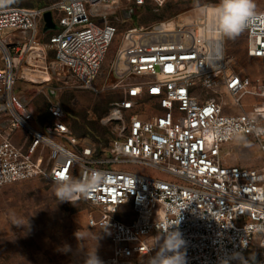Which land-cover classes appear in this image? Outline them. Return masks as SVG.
Segmentation results:
<instances>
[{
	"label": "built area",
	"instance_id": "obj_1",
	"mask_svg": "<svg viewBox=\"0 0 264 264\" xmlns=\"http://www.w3.org/2000/svg\"><path fill=\"white\" fill-rule=\"evenodd\" d=\"M166 1L58 0L0 9V185L103 173L106 181L79 198L95 209L89 226L110 231L113 253L102 264H148L170 231L185 242L186 264H264V252L249 255L255 242L264 249V77L232 70L226 37L212 28L218 2L203 5L197 19L126 31L107 84L123 91L108 116L121 125L106 144L77 137L55 101L53 120L40 125L17 91L20 80L43 86L68 75L97 91L118 32L116 10ZM47 10L58 27L41 42ZM241 34L247 57L264 58V10L254 9ZM144 95L155 101L150 116L136 113ZM234 107L238 113L227 111ZM243 142L259 147L260 166L227 163V148Z\"/></svg>",
	"mask_w": 264,
	"mask_h": 264
},
{
	"label": "rangeland",
	"instance_id": "obj_2",
	"mask_svg": "<svg viewBox=\"0 0 264 264\" xmlns=\"http://www.w3.org/2000/svg\"><path fill=\"white\" fill-rule=\"evenodd\" d=\"M58 0H0V9L11 6L38 7L51 5ZM219 0H167L162 5L149 2L145 7L131 8L123 13L124 5L116 10L112 19L118 32L111 43L101 73L98 90L84 88L72 76L66 82L55 79L47 84L34 85L20 80L17 91L32 106L37 122L44 126L53 119L49 112L51 101L59 103L65 111V120L72 132L83 142L102 145L117 136L120 123L109 121L112 104L123 98L120 88H109L113 82L112 61L127 30L150 27L167 21H188L201 16L202 6ZM254 9L264 10V0H253ZM114 16V17H115ZM52 31L40 35L47 42ZM227 54L231 68L247 74L254 61L245 53L246 38L239 34L226 37ZM54 57V52L50 53ZM229 100L228 95H223ZM136 113L150 116L155 113V101L144 95ZM227 150V162L249 167L261 165V152L252 142L232 144ZM146 174L157 173L141 165L128 167ZM55 183L44 177H35L17 183L0 185V264H83L92 254L105 259L113 253L110 231L105 227H92L88 218L94 207L83 199L74 204L58 201L54 194ZM264 249L253 243L249 255H261ZM264 260V255L261 257Z\"/></svg>",
	"mask_w": 264,
	"mask_h": 264
},
{
	"label": "clouds",
	"instance_id": "obj_3",
	"mask_svg": "<svg viewBox=\"0 0 264 264\" xmlns=\"http://www.w3.org/2000/svg\"><path fill=\"white\" fill-rule=\"evenodd\" d=\"M253 0H219L212 10V28L222 37L234 38L249 26L254 16ZM54 194L58 201L74 202L87 196L104 183L107 177L98 171L81 180L68 175L55 176ZM184 240L179 231L165 232L161 236L159 249L149 258L148 264H186L185 254L181 251ZM85 264H102L96 254L90 255Z\"/></svg>",
	"mask_w": 264,
	"mask_h": 264
},
{
	"label": "crops",
	"instance_id": "obj_4",
	"mask_svg": "<svg viewBox=\"0 0 264 264\" xmlns=\"http://www.w3.org/2000/svg\"><path fill=\"white\" fill-rule=\"evenodd\" d=\"M254 59L252 63H250L247 74L252 77H264V58H251ZM227 101H230L227 100ZM228 112L238 113L239 108H230L227 110ZM227 161V160H226ZM229 163V162H227Z\"/></svg>",
	"mask_w": 264,
	"mask_h": 264
},
{
	"label": "water",
	"instance_id": "obj_5",
	"mask_svg": "<svg viewBox=\"0 0 264 264\" xmlns=\"http://www.w3.org/2000/svg\"><path fill=\"white\" fill-rule=\"evenodd\" d=\"M43 19H44V26H43V31L44 32H47V31H50V30H54V29H56L58 27L57 24L54 22L51 10L45 11V13L43 15ZM251 263L252 264H258V259L257 258H253Z\"/></svg>",
	"mask_w": 264,
	"mask_h": 264
},
{
	"label": "bare ground",
	"instance_id": "obj_6",
	"mask_svg": "<svg viewBox=\"0 0 264 264\" xmlns=\"http://www.w3.org/2000/svg\"><path fill=\"white\" fill-rule=\"evenodd\" d=\"M165 25H166L167 27H170V26L173 25V23H172V22H168V23H165Z\"/></svg>",
	"mask_w": 264,
	"mask_h": 264
},
{
	"label": "snow or ice",
	"instance_id": "obj_7",
	"mask_svg": "<svg viewBox=\"0 0 264 264\" xmlns=\"http://www.w3.org/2000/svg\"><path fill=\"white\" fill-rule=\"evenodd\" d=\"M58 176H64V173L63 172H60V173H57Z\"/></svg>",
	"mask_w": 264,
	"mask_h": 264
},
{
	"label": "trees",
	"instance_id": "obj_8",
	"mask_svg": "<svg viewBox=\"0 0 264 264\" xmlns=\"http://www.w3.org/2000/svg\"><path fill=\"white\" fill-rule=\"evenodd\" d=\"M107 143V141H104V143H101V144H106Z\"/></svg>",
	"mask_w": 264,
	"mask_h": 264
}]
</instances>
